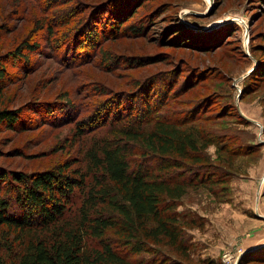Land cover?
I'll return each instance as SVG.
<instances>
[{"label": "rangeland", "instance_id": "374dc122", "mask_svg": "<svg viewBox=\"0 0 264 264\" xmlns=\"http://www.w3.org/2000/svg\"><path fill=\"white\" fill-rule=\"evenodd\" d=\"M106 1L0 0V111H15L0 122V172L87 173L86 152L105 130L93 122L115 106L125 112L150 98L161 113L196 106L200 127L222 133L205 149L222 181L188 186L175 210L177 238H145L152 250L125 258L264 264V0H110L114 23L99 32L98 9L88 13ZM90 28L96 36L78 48ZM248 144L257 147L238 150ZM14 183L0 178V198L14 200ZM20 235L0 224V253L18 249ZM102 238L123 250L115 228Z\"/></svg>", "mask_w": 264, "mask_h": 264}, {"label": "trees", "instance_id": "16d2710c", "mask_svg": "<svg viewBox=\"0 0 264 264\" xmlns=\"http://www.w3.org/2000/svg\"><path fill=\"white\" fill-rule=\"evenodd\" d=\"M111 1L107 0L105 7L92 6L94 9L88 13L92 16L90 12L98 9L99 32L103 26L112 25L108 7ZM45 27L50 37V21ZM93 30L90 28L79 38L78 48L86 35L89 34L87 44L93 40ZM127 30L138 33L140 28L129 25ZM4 74L5 67L0 64V85ZM160 96L165 97L166 93L162 91ZM151 100H145L143 105L128 103L124 105L129 107L125 112L115 106L114 111L109 110L93 122L96 129L105 130L86 152L87 173L69 175L64 168L31 177L0 172L1 177H10L16 185L14 200L0 198V224L21 233L20 247L13 250L6 246L5 254L0 253V264H177L166 257L134 263L125 257L151 251L145 238H177L175 210L186 188L222 181L221 174L210 169L214 166L205 152L222 133H209L205 126L200 127L202 118L196 106L181 113H161L160 105H152ZM14 112L0 111V122H13ZM253 147L257 146L248 144L238 150L252 152ZM75 196H80V203L70 216ZM147 221L154 224L147 227ZM108 228L117 230L123 250L115 249L102 238ZM90 238L99 239V247H90Z\"/></svg>", "mask_w": 264, "mask_h": 264}, {"label": "crops", "instance_id": "0c3cea01", "mask_svg": "<svg viewBox=\"0 0 264 264\" xmlns=\"http://www.w3.org/2000/svg\"><path fill=\"white\" fill-rule=\"evenodd\" d=\"M259 164V163H258ZM260 165V164H259ZM264 170V167H263V169H262V171ZM261 171V172H262ZM262 174V173H261ZM255 177V175L254 174H252V178H254ZM251 178V177H250Z\"/></svg>", "mask_w": 264, "mask_h": 264}, {"label": "water", "instance_id": "95a60500", "mask_svg": "<svg viewBox=\"0 0 264 264\" xmlns=\"http://www.w3.org/2000/svg\"><path fill=\"white\" fill-rule=\"evenodd\" d=\"M250 70H251V69H250ZM250 70H249V71H250ZM249 71H248V72H249ZM263 217H264V216H263Z\"/></svg>", "mask_w": 264, "mask_h": 264}, {"label": "built area", "instance_id": "2783aa9c", "mask_svg": "<svg viewBox=\"0 0 264 264\" xmlns=\"http://www.w3.org/2000/svg\"><path fill=\"white\" fill-rule=\"evenodd\" d=\"M235 258H236V256H235Z\"/></svg>", "mask_w": 264, "mask_h": 264}]
</instances>
